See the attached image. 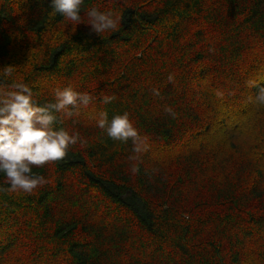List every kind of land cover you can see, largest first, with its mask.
<instances>
[{
    "label": "trees",
    "instance_id": "obj_1",
    "mask_svg": "<svg viewBox=\"0 0 264 264\" xmlns=\"http://www.w3.org/2000/svg\"><path fill=\"white\" fill-rule=\"evenodd\" d=\"M92 8L116 29L93 32ZM7 66L0 84L41 104L94 100L58 125L83 142L34 168L42 187L0 193V264H264V0H84L77 26L51 0H0ZM101 111L129 113L147 151Z\"/></svg>",
    "mask_w": 264,
    "mask_h": 264
},
{
    "label": "clouds",
    "instance_id": "obj_2",
    "mask_svg": "<svg viewBox=\"0 0 264 264\" xmlns=\"http://www.w3.org/2000/svg\"><path fill=\"white\" fill-rule=\"evenodd\" d=\"M84 0H51L52 12L62 14L66 19L81 24V11ZM90 19L88 25L98 35L117 27V19L111 12H100L92 8L87 12ZM0 73L5 79L10 78L12 66L4 68ZM169 82L174 76L169 74ZM257 84L250 83L251 87ZM11 89V90H7ZM154 96H160L158 89H152ZM218 96L222 93L217 92ZM114 96H103L101 103L108 104ZM94 97L88 93L75 91L72 87L56 88L54 102L39 103L34 92L27 84L13 81L10 85L0 84V174L5 177L0 193L23 191L32 194L42 187L46 180L34 168L42 167L50 162H60L68 154L71 146L81 141L78 132L69 133L63 125L65 119L79 115V110L88 108ZM256 101L264 105V88H260ZM164 111L173 119L177 113L166 106ZM97 127L105 131L113 140L133 143V151L137 154L147 151L146 137L142 138L130 119L129 113L114 115L108 120L107 112L98 114ZM138 159V156L130 157ZM132 171H138L133 167Z\"/></svg>",
    "mask_w": 264,
    "mask_h": 264
}]
</instances>
